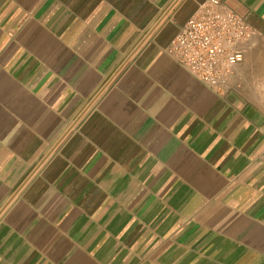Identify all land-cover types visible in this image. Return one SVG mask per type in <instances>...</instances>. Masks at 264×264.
I'll list each match as a JSON object with an SVG mask.
<instances>
[{
  "label": "crops",
  "instance_id": "1",
  "mask_svg": "<svg viewBox=\"0 0 264 264\" xmlns=\"http://www.w3.org/2000/svg\"><path fill=\"white\" fill-rule=\"evenodd\" d=\"M203 1L0 0V264H264V0L219 89Z\"/></svg>",
  "mask_w": 264,
  "mask_h": 264
},
{
  "label": "built area",
  "instance_id": "2",
  "mask_svg": "<svg viewBox=\"0 0 264 264\" xmlns=\"http://www.w3.org/2000/svg\"><path fill=\"white\" fill-rule=\"evenodd\" d=\"M252 33L245 19L220 0H205L173 36L169 54L201 84L219 89L243 60L241 44Z\"/></svg>",
  "mask_w": 264,
  "mask_h": 264
}]
</instances>
